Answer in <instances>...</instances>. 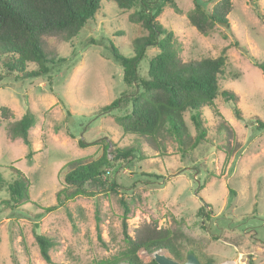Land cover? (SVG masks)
Masks as SVG:
<instances>
[{"label": "rangeland", "instance_id": "rangeland-1", "mask_svg": "<svg viewBox=\"0 0 264 264\" xmlns=\"http://www.w3.org/2000/svg\"><path fill=\"white\" fill-rule=\"evenodd\" d=\"M173 1L176 9L164 4L156 20L173 32L181 60L215 58L223 50L226 57L214 99L221 116L203 106L205 136L185 152L168 132L158 133L159 149L145 137L123 133L115 119L129 111V104L102 111L124 90L136 89L124 84L122 67L110 56L109 45L124 56L133 55V40L147 33L139 23L128 21L140 5L121 10L102 0L94 17L69 40L45 36V48L64 60L52 65L44 77L6 74L0 56V74L5 75L0 81V108L10 110L9 118L0 116L4 180L0 200L8 198L5 182L15 177L12 166L29 179L33 203L54 205L69 170L65 164L80 157L96 159L102 153V142L81 148L78 139H105L111 141L109 149L112 144L135 149L129 162H113L108 168L106 176L118 185L116 192L77 196L39 219L35 215L42 209L32 203L15 210L1 204L0 264H48L35 233L54 240L49 253L57 264H104L128 247L122 234L121 200L130 205L126 223L133 238L142 226L150 225L181 234L180 239L175 236L174 245L185 255L193 250L201 262L264 264V128L257 127V120L264 121V69L253 64V59L264 64V0H231L228 25L218 23L205 35L186 17L192 1ZM216 1L205 0V7ZM158 52L157 47L146 48L138 76L146 77L148 62ZM33 68L27 64L28 70ZM223 90L235 93L237 101L227 100ZM26 112L34 116L29 144L8 132V124ZM183 118L190 145L197 132L189 112ZM155 253L173 259L164 248L139 250L137 255L148 263Z\"/></svg>", "mask_w": 264, "mask_h": 264}, {"label": "trees", "instance_id": "trees-1", "mask_svg": "<svg viewBox=\"0 0 264 264\" xmlns=\"http://www.w3.org/2000/svg\"><path fill=\"white\" fill-rule=\"evenodd\" d=\"M100 1L102 0H0V56L5 73L16 74L21 79L48 75L51 66L64 59L45 48L44 37L59 36L69 40L94 17ZM106 1L114 2L121 10L140 5L139 10L128 15V21L139 23L147 33L133 40L134 53L129 57L121 54L112 44L109 45L110 56L122 67L124 84L127 87L134 85L136 89L132 92L124 90L119 97L104 105L102 111L108 112L129 104V111L115 119L123 133L145 137L159 149L158 133L168 132L175 139L180 152L188 151L205 136L202 107L208 105L221 116L214 99L218 93V74L225 64L224 50L215 58L183 62L178 55V43L173 32L156 20L164 4L169 3L176 9L173 0ZM155 1H159V4L154 5ZM191 1L193 8L187 12L186 17L199 33L207 34L218 23L228 25L227 15L232 9L231 0H217L211 8L205 7V0ZM149 46L157 47L159 52L149 60L146 77H140L137 74L138 64ZM28 63L34 64L35 68L28 70ZM253 64L264 69V64L254 59ZM4 76L0 74V81ZM222 95L227 100L237 101V95L233 92L223 90ZM186 111L189 112V119L197 132L190 145L187 144L188 129L183 118ZM235 112L238 115V111ZM0 116L9 118L10 110L5 106L1 107ZM33 122L34 116L26 112L8 124V132L12 138L19 137L24 144H29L28 129ZM257 127L264 128V121L257 120ZM99 143L102 144V153L98 158L86 160L85 157H80L65 164L69 170L64 174L61 188L55 193L54 205L41 207L33 203L28 189L29 179L12 166L15 177L5 182L8 198L0 200V205L15 210L20 205L32 203L42 209L35 215L39 219L77 196L92 197L98 193L116 192L118 185L109 181L106 176L108 168L113 162L120 165L129 162L135 149L117 147L114 144L109 149L111 141L105 139L90 142L77 140V145L81 148ZM27 157H30V153ZM228 158L229 154L226 153L225 163ZM3 182L0 175V187ZM121 204L122 234L128 247L122 254L104 264H118L121 261L128 264H157L154 258L148 263H142L137 253L139 250L152 252L162 248L172 255L173 260L184 261L186 255L174 245L175 236L180 239L181 234L144 225L133 238L128 234L126 223L131 211L130 205L124 200H121ZM202 206L206 204L203 202ZM207 214L206 212V217ZM95 218L98 227L97 212ZM35 240L42 259L48 264H57L51 260L49 253L50 247L55 244L54 240L39 233H35ZM188 252L195 254L193 250L186 253ZM207 261L213 260L208 259L205 262Z\"/></svg>", "mask_w": 264, "mask_h": 264}, {"label": "water", "instance_id": "water-1", "mask_svg": "<svg viewBox=\"0 0 264 264\" xmlns=\"http://www.w3.org/2000/svg\"><path fill=\"white\" fill-rule=\"evenodd\" d=\"M224 25L226 26V24ZM153 258L157 264H222L214 261L201 262L192 252L186 253L182 262L175 261L162 253H155Z\"/></svg>", "mask_w": 264, "mask_h": 264}, {"label": "bare ground", "instance_id": "bare-ground-1", "mask_svg": "<svg viewBox=\"0 0 264 264\" xmlns=\"http://www.w3.org/2000/svg\"><path fill=\"white\" fill-rule=\"evenodd\" d=\"M223 264H235V263L232 261H227V262H224Z\"/></svg>", "mask_w": 264, "mask_h": 264}]
</instances>
